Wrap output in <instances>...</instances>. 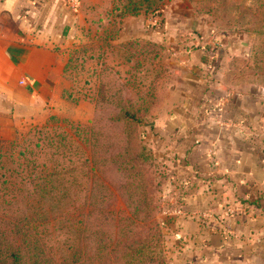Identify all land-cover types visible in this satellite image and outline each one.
I'll return each mask as SVG.
<instances>
[{"label":"rangeland","instance_id":"374dc122","mask_svg":"<svg viewBox=\"0 0 264 264\" xmlns=\"http://www.w3.org/2000/svg\"><path fill=\"white\" fill-rule=\"evenodd\" d=\"M161 1L146 13L108 15L103 27L96 16L78 31L68 73L75 99L95 98L100 63L117 73L114 101L94 104L89 121L80 122L92 148L77 140L73 127L66 136L74 141L63 140L70 127L64 119L36 137L0 145V259L7 264L14 253L21 264H125L128 251H140L133 264H190V245L178 236L183 215L176 212L190 187L177 185L172 162L163 163V141L148 127L156 115L138 109L140 123L109 119L137 102L160 48L167 55L173 45L202 46L216 54L232 42L264 69V0ZM45 161L71 164L74 173L39 190Z\"/></svg>","mask_w":264,"mask_h":264},{"label":"crops","instance_id":"0c3cea01","mask_svg":"<svg viewBox=\"0 0 264 264\" xmlns=\"http://www.w3.org/2000/svg\"><path fill=\"white\" fill-rule=\"evenodd\" d=\"M79 1L71 11L61 0H0V145L52 118L92 117L93 101L71 98L66 68L79 29L96 16L103 27L118 0ZM231 43L216 54L173 45L148 122L173 180L190 187L176 211L190 264H264V69ZM235 206L245 211L225 213Z\"/></svg>","mask_w":264,"mask_h":264},{"label":"trees","instance_id":"16d2710c","mask_svg":"<svg viewBox=\"0 0 264 264\" xmlns=\"http://www.w3.org/2000/svg\"><path fill=\"white\" fill-rule=\"evenodd\" d=\"M160 1L161 0H124V2H123V0L122 1L118 0L117 2L113 3L111 9L107 12L105 17H107L108 15H113L114 13L120 14L122 16L137 15L140 12L146 13V12H148V10L152 4L156 3L157 4L156 7L158 8L159 7L158 3ZM101 21H103V19H101ZM160 50H162V48H160L159 51H157L156 53L153 54L152 58L155 59V63L153 64L152 70L149 71L147 76H150V73H153V74H151V78H150L151 80L149 81L148 84L145 83V81H143V84H147V85L144 87V89L142 91H140V96L137 97V102L133 103V104H129V107L126 108L124 114H122V115L116 114L115 117L111 116L109 119V122L118 123L119 121H121L124 124L140 123V122H142V120L140 119V116L138 115L139 114L138 109H141V112L144 115H147L150 113L154 104L158 100L160 93L165 88V85L168 82L167 80H169L170 76H171L170 71H169V67H168V63H167V58H166L167 56H166V54H162ZM98 57L100 58L99 55H98ZM72 59H73L72 56H70V59H69V62L67 64V68H66L67 75H69L68 73L70 72V69H71ZM165 60H166V62H165ZM236 62L241 63L242 61H241V59H237ZM253 62H255V61L253 60ZM154 67L157 68V71H156V69H154ZM115 74H117V73H116V71L113 70L112 67H107L103 63L99 64L98 69H97V95L95 96L94 99H93V97L88 98L89 100L93 101L95 105L97 103V107L101 106L102 104L112 103L114 101V99H115L114 94L116 93ZM261 76H264V71H261V74L259 76L260 80H261ZM69 94H70L71 98L76 100L75 97L77 96V94L73 89H71V92ZM64 120H62L61 123H69L70 127L65 129V135L63 133V136H64L63 140H65V138L67 137L66 140L68 142L74 141V140L72 141V136H66L68 134V132L71 130V128L73 127V128H75L74 135L77 136V140L80 139L84 143L86 141H88V143H90V148L93 147V138H91L90 136L87 135V129L84 130L83 133L79 130V128H82L85 125H82V123L73 122V121L65 122ZM57 121H58V119L52 118L46 124L31 129V131H29L26 136H23L20 140H14L13 142L14 143L19 142V141L21 142L22 140H25L29 137L32 138V136L36 137V134L43 132L45 130V128H46V131L48 130L47 125L51 124L52 122H57ZM60 130L62 131V128H60ZM42 137H44V135ZM44 140H45V138L42 139V142ZM36 153L37 152H32L31 154L34 155ZM84 160H85V162L90 161V159H87V157L84 158L83 161ZM126 162H127V160H126ZM72 167L73 166L71 164H68V165H63V164L51 165V163H49L48 161H45V163L43 165L39 166V174L36 177V180L39 181V184L36 187L39 190H43V189H47V188L52 189L53 185H49L50 182L56 181L59 179L61 181L66 182V177L71 175L70 173H74ZM41 181L45 182V185H42ZM62 187H64V186H62ZM40 194H41V192H40ZM148 204H150V203H148ZM128 252H130V254L128 255V261H125V264H133V261L135 259L134 255L139 254L140 251L139 252L128 251ZM144 252L152 254L151 250H146ZM13 256L14 257L12 258V261L10 264H21L20 263V257L17 254L15 256V253ZM154 259L156 260V257L154 255H151V261H153ZM0 264H7V263L4 262V260L0 259ZM64 264H66V263H64Z\"/></svg>","mask_w":264,"mask_h":264},{"label":"built area","instance_id":"2783aa9c","mask_svg":"<svg viewBox=\"0 0 264 264\" xmlns=\"http://www.w3.org/2000/svg\"><path fill=\"white\" fill-rule=\"evenodd\" d=\"M61 1L71 11H77V9L79 8V5H80L79 0H61ZM262 137H263V141H264V132H263ZM244 211H245L244 206H235V207H231V208L227 209L225 213L228 215V214H233L236 212H244Z\"/></svg>","mask_w":264,"mask_h":264}]
</instances>
